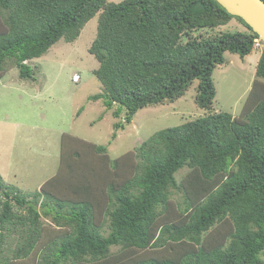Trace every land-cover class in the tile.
<instances>
[{
    "label": "trees",
    "instance_id": "1",
    "mask_svg": "<svg viewBox=\"0 0 264 264\" xmlns=\"http://www.w3.org/2000/svg\"><path fill=\"white\" fill-rule=\"evenodd\" d=\"M97 15L89 53L103 91L89 100L117 106L115 119L125 110L112 140L139 110L174 103L196 81V104L211 109L225 54L245 58L259 38L216 0H0V79L8 61L22 79L34 78L28 63L61 40H78ZM233 20L247 32L221 30ZM263 81L264 50L240 118L214 113L157 132L137 150L136 175L119 172L131 154L111 168L106 147L70 135L62 137L58 172L40 191L24 194L0 175V246L21 225L14 258L22 264H264ZM95 152L109 168L104 177L87 166ZM173 190L184 202L171 218Z\"/></svg>",
    "mask_w": 264,
    "mask_h": 264
},
{
    "label": "rangeland",
    "instance_id": "2",
    "mask_svg": "<svg viewBox=\"0 0 264 264\" xmlns=\"http://www.w3.org/2000/svg\"><path fill=\"white\" fill-rule=\"evenodd\" d=\"M122 1L109 0L115 3ZM98 20L97 15L75 42L69 44L61 40L42 58L29 62L34 69L32 79H22L14 61L6 63V74L0 79V175L4 184L17 187L24 194L40 191L43 184L56 175L65 135L106 147L112 161L111 168L116 159L131 154L123 159L119 172L120 175L133 176L138 172L135 166L142 163L137 156L138 148L157 132L214 113H229L240 118L247 104L264 46L245 58L229 52L225 54L227 62L219 65L213 74L217 94L211 109H201L196 104V81L174 103L139 110L131 124H126V128L119 130L116 139L112 140L114 124L123 119L125 110L119 119H115L112 113L117 106L109 111L103 100H89L103 91L102 84L94 75L99 63L89 53L97 37ZM221 30L247 32V26L233 20ZM261 88L264 92V81ZM101 157L104 158L95 152L89 160L95 161H88L87 166H94L104 177L109 168ZM187 171L183 169L177 173L179 182ZM102 187L106 188V185ZM170 202L169 215L172 218L182 210L184 197L173 190ZM101 221L106 225V235L109 219L103 214ZM42 223L54 227L49 219H43ZM14 227L4 233L0 261L7 259L22 264L24 262H16L14 256L23 243L25 229L21 225ZM38 257L37 262L41 259ZM261 257L264 261V254Z\"/></svg>",
    "mask_w": 264,
    "mask_h": 264
},
{
    "label": "water",
    "instance_id": "3",
    "mask_svg": "<svg viewBox=\"0 0 264 264\" xmlns=\"http://www.w3.org/2000/svg\"><path fill=\"white\" fill-rule=\"evenodd\" d=\"M230 14L242 18L264 41L263 0H216Z\"/></svg>",
    "mask_w": 264,
    "mask_h": 264
},
{
    "label": "built area",
    "instance_id": "4",
    "mask_svg": "<svg viewBox=\"0 0 264 264\" xmlns=\"http://www.w3.org/2000/svg\"><path fill=\"white\" fill-rule=\"evenodd\" d=\"M262 45H261V41L260 40H255V47L256 48H260Z\"/></svg>",
    "mask_w": 264,
    "mask_h": 264
},
{
    "label": "clouds",
    "instance_id": "5",
    "mask_svg": "<svg viewBox=\"0 0 264 264\" xmlns=\"http://www.w3.org/2000/svg\"><path fill=\"white\" fill-rule=\"evenodd\" d=\"M256 40H260V41H261V45L264 46V41H263L260 37L257 38ZM255 49H259V48H256V47H255V41H254V50H255Z\"/></svg>",
    "mask_w": 264,
    "mask_h": 264
}]
</instances>
